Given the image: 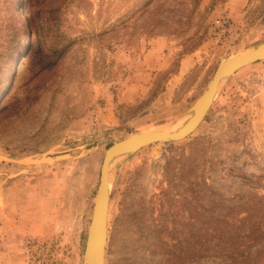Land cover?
Returning a JSON list of instances; mask_svg holds the SVG:
<instances>
[{"label": "rangeland", "instance_id": "374dc122", "mask_svg": "<svg viewBox=\"0 0 264 264\" xmlns=\"http://www.w3.org/2000/svg\"><path fill=\"white\" fill-rule=\"evenodd\" d=\"M261 46L264 0H0V264H96L106 149L180 128L224 61ZM129 146L104 264H225L199 257L196 221L264 206V58L220 79L187 137Z\"/></svg>", "mask_w": 264, "mask_h": 264}, {"label": "trees", "instance_id": "16d2710c", "mask_svg": "<svg viewBox=\"0 0 264 264\" xmlns=\"http://www.w3.org/2000/svg\"><path fill=\"white\" fill-rule=\"evenodd\" d=\"M201 207L196 221L199 232L195 242L199 257L211 256V252L215 251L218 256L227 258L225 264L262 262L264 249L251 251L264 240V227L261 226L263 221L257 220L264 216L262 204L241 202L218 214L215 213V206L202 204Z\"/></svg>", "mask_w": 264, "mask_h": 264}, {"label": "water", "instance_id": "95a60500", "mask_svg": "<svg viewBox=\"0 0 264 264\" xmlns=\"http://www.w3.org/2000/svg\"><path fill=\"white\" fill-rule=\"evenodd\" d=\"M264 58V51L263 52H255L251 53L246 56H242L239 58L231 59L224 62L216 71L215 75L213 76L208 88L206 89L205 93L201 98L200 109L196 115V118L193 120L192 124L177 134H172L169 132L163 131H152V132H139L128 136L118 142H114L110 145L105 152L101 171H100V183L98 192L95 199L94 204V213H93V223H99L100 225V244L97 252V259L96 264H104L105 263V251H106V244H107V234H108V211H109V200H110V193H109V162L111 154L123 147L129 145H144L153 143L159 140H181L191 134L202 122L208 108L210 106V101L214 96L217 86L220 82V79L226 72L238 67L245 66L252 62H256L260 59ZM101 212L100 221L97 220L98 210L99 208Z\"/></svg>", "mask_w": 264, "mask_h": 264}, {"label": "bare ground", "instance_id": "6f19581e", "mask_svg": "<svg viewBox=\"0 0 264 264\" xmlns=\"http://www.w3.org/2000/svg\"><path fill=\"white\" fill-rule=\"evenodd\" d=\"M264 51V46H261V47H259L255 52H263ZM244 55V54H243ZM236 56V55H235ZM234 56V57H235ZM232 57V56H231ZM237 58L238 57H240V56H236ZM233 58V57H232ZM231 60V59H230ZM226 61H227V59H226ZM26 62V57H20L19 58V60H18V63H19V66H22L24 63ZM225 62V61H224ZM226 74H228V72H226L224 75L226 76ZM223 75V76H224ZM196 115H197V113H195L184 125H182L180 128H177V129H174V130H165V129H159V130H156V131H163V132H169V133H172V134H177V133H179V132H182L183 130H185L186 128H188L191 124H192V122H193V120L196 118ZM153 130H151V131H148V132H152ZM147 132V131H146ZM154 132V131H153ZM131 152V148H130V146H123V147H121V148H119V149H117V150H115L112 154H111V156H110V162H109V168H110V166L111 165H113L115 162H116V160L118 159V157L120 156V155H124V154H126V153H130ZM111 171V170H110ZM100 209H101V207L99 208V210H98V216H97V220H99L100 221V218H101V212H100ZM98 225V224H97ZM93 237V236H92ZM95 237V236H94ZM97 237V236H96ZM98 238V237H97ZM94 240H95V238H94ZM97 241V240H96ZM95 242V241H94ZM96 243V242H95ZM97 249V248H96ZM96 254V253H95ZM96 256V255H95ZM97 258V257H96Z\"/></svg>", "mask_w": 264, "mask_h": 264}]
</instances>
